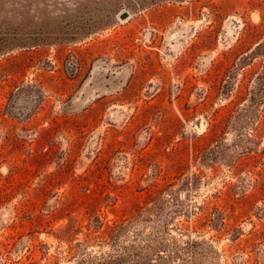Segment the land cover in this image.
I'll list each match as a JSON object with an SVG mask.
<instances>
[{
	"label": "rangeland",
	"instance_id": "1",
	"mask_svg": "<svg viewBox=\"0 0 264 264\" xmlns=\"http://www.w3.org/2000/svg\"><path fill=\"white\" fill-rule=\"evenodd\" d=\"M0 264H264V0H0Z\"/></svg>",
	"mask_w": 264,
	"mask_h": 264
}]
</instances>
